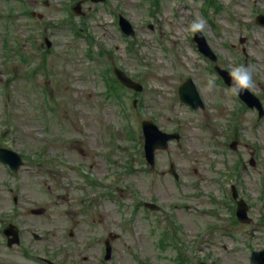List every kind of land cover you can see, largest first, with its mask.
Returning a JSON list of instances; mask_svg holds the SVG:
<instances>
[{
    "label": "rangeland",
    "instance_id": "1",
    "mask_svg": "<svg viewBox=\"0 0 264 264\" xmlns=\"http://www.w3.org/2000/svg\"><path fill=\"white\" fill-rule=\"evenodd\" d=\"M77 2L0 0V145L25 161L17 173L0 161V264H264V116L215 71L254 66L250 91L264 106V25L256 21L264 0H161L159 9L152 0H84L83 16L71 9ZM119 13L134 36L120 30ZM198 19L216 61L193 40ZM116 66L143 90L122 88ZM187 78L204 108L181 101ZM144 119L181 134L157 151L153 171ZM232 185L251 222L236 220ZM9 223L20 228V245L7 246ZM111 232L119 237L106 261Z\"/></svg>",
    "mask_w": 264,
    "mask_h": 264
},
{
    "label": "water",
    "instance_id": "2",
    "mask_svg": "<svg viewBox=\"0 0 264 264\" xmlns=\"http://www.w3.org/2000/svg\"><path fill=\"white\" fill-rule=\"evenodd\" d=\"M94 2L102 1V0H92ZM74 10L77 13H83L81 10V2L74 8ZM35 15L39 17H43L41 13L34 12ZM257 21L260 24L264 25V15H259L257 17ZM120 25L122 30L127 34H135V30L132 26V24L125 18L123 15H120ZM202 38V39H201ZM198 42V46L202 52H204L207 56L211 57L213 60L216 59V56L211 51L209 45L207 44L203 34L200 32L196 33V36L194 38ZM46 43L49 47L52 46V42L47 38ZM216 69L218 72L221 73V75L224 77L227 84L230 86L232 85V80L229 75V73L223 69H220L218 66H216ZM115 74L118 77L120 81L129 88H133L135 90H142V85L138 82H135L132 78H130L123 70L119 68H115ZM179 93L182 101L190 104L193 108L204 107V102L201 99V96L199 94V91L197 90L196 85L194 84L193 80L189 78L185 83H183L179 88ZM241 98L250 106V107H257L260 111V115L264 114L263 105L260 101V99L254 95L251 91L245 90L240 93ZM143 130L145 134V151H146V157L147 161L151 164V169L155 168V156H156V150L158 149H167L169 147V143L171 140L177 139L180 140L181 135L179 133H170L165 132L161 130L154 122L149 120L143 121ZM237 146V142L234 141L231 144V147L235 148ZM0 159L7 163L13 170L17 171L20 166L24 164V161L21 157V155L14 150H9L6 148H0ZM253 163V159L251 161ZM171 172L176 177V179L179 178V175L176 171L175 164H171ZM235 191V197H238V193L236 189ZM146 207H149L153 210H156L159 208V206L152 202H146ZM249 206L248 204L243 200L238 201V207H237V217L240 221L243 222H251L252 218L249 217L248 214ZM44 212V209L38 208L33 209L34 214H42ZM5 234L8 236V245L12 246L15 243H20L19 238V230L18 228L10 224L5 229ZM12 236V237H11ZM112 238L117 237V235L111 233L110 235ZM36 238L39 239V235H36ZM106 259H109L111 257L112 253V247L109 240L106 241ZM204 264V263H201Z\"/></svg>",
    "mask_w": 264,
    "mask_h": 264
},
{
    "label": "clouds",
    "instance_id": "3",
    "mask_svg": "<svg viewBox=\"0 0 264 264\" xmlns=\"http://www.w3.org/2000/svg\"><path fill=\"white\" fill-rule=\"evenodd\" d=\"M190 30L192 32H200L203 33L206 30V21L203 19H198L194 21L191 26ZM255 69L252 65H240L232 69L229 73L232 85L229 89V94L231 95H239L242 91L245 90H252L254 88V81H253V73ZM215 88V80L213 77H209L207 84L205 86V91L211 93Z\"/></svg>",
    "mask_w": 264,
    "mask_h": 264
},
{
    "label": "trees",
    "instance_id": "4",
    "mask_svg": "<svg viewBox=\"0 0 264 264\" xmlns=\"http://www.w3.org/2000/svg\"><path fill=\"white\" fill-rule=\"evenodd\" d=\"M76 32V31H75ZM90 53L92 52V50H90L89 51ZM109 88V87H108ZM110 89V88H109ZM176 261L179 263L180 261H181V257L180 256H178L177 258H176Z\"/></svg>",
    "mask_w": 264,
    "mask_h": 264
}]
</instances>
